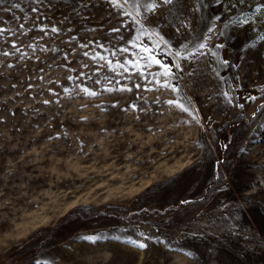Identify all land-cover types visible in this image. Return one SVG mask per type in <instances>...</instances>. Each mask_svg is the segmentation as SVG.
Masks as SVG:
<instances>
[{"label":"rangeland","instance_id":"rangeland-1","mask_svg":"<svg viewBox=\"0 0 264 264\" xmlns=\"http://www.w3.org/2000/svg\"><path fill=\"white\" fill-rule=\"evenodd\" d=\"M0 27V264H264V0H4ZM130 40L177 91L116 67Z\"/></svg>","mask_w":264,"mask_h":264},{"label":"snow or ice","instance_id":"snow-or-ice-1","mask_svg":"<svg viewBox=\"0 0 264 264\" xmlns=\"http://www.w3.org/2000/svg\"><path fill=\"white\" fill-rule=\"evenodd\" d=\"M3 2H4V0H0V4H2ZM36 2L39 3V0H36ZM108 2L110 4H112V5H115L117 0H108ZM124 2L127 3L128 0H124ZM153 2L155 3V0H153ZM161 2L163 4H171L172 0H161ZM239 2L243 3L244 0H239ZM216 3L218 5H221L223 3V0H216ZM17 6L18 5H13V7H17ZM5 10L7 11V9H5ZM256 10L260 11L259 8H257ZM32 11L33 12H37L38 9L37 8H33ZM37 19H39V17H37ZM213 19L214 20H219L220 16L217 15ZM19 27H20V29H23L24 25L21 24ZM35 27H36V29L38 31L45 32V34H47V31H48L47 26L36 24ZM6 31H9V30L0 27V38H2L4 36ZM59 31H60V29L55 27V26H53L51 28V32H53V33H58ZM113 31L114 32H119L120 29H113ZM213 31H214L213 27L211 25H209V27L206 29L205 35L203 37H200L198 39L197 43H196L197 51L200 52L203 55H208V54L216 55V49L224 47L221 44H217L213 48H209L207 52H204V49L207 47V43L206 42H210L211 36L213 34ZM128 43L130 44V47H123V48L119 49L118 51L120 53H124V54L130 55L131 59L129 60L126 57L124 63H121V62L118 61L117 65H116L117 68H121V69H124L125 71H129L130 69L136 70L137 69V63L139 61H143L145 63V66L149 67V68L152 67L153 63H154L156 66H159L160 73L158 75H154L152 80H149V76L147 74H145L144 71L138 70V74L140 75V77L143 80L146 81L145 90H147V91H151L152 90L151 88L147 87V83H155L157 86L170 87L172 89V91H174V92L178 90L176 86L168 84V78L171 75H173V73H172L173 67L179 69V65L175 64V62H173L172 64H168V63H166L164 61L163 57L166 56L168 53L164 50L163 47L157 48L155 46H151V45H148V44H142L138 40H130ZM11 46H12V48L16 49L17 52L20 51V49L17 47V45H16V43L14 41H13ZM81 47H85L86 48L87 45H81ZM100 47H103V45H100ZM132 48H135L136 51L132 52V50H131ZM0 54H2L4 56L12 55V53H10L8 51H3ZM84 55L87 56L88 53L84 52ZM112 55H116V52H113ZM97 58H99L101 60H105L106 63L108 64V66L110 68L112 67V61L108 60L103 55H98ZM65 59L67 60V55H65ZM229 63L230 62L228 60H224L223 61V65L225 67L229 66ZM65 66H67V65H65ZM9 67H12V65H9ZM84 67H87V65H84ZM233 67H238V66L237 65H233ZM83 75L84 74L81 73L80 76L77 77V79H80L81 77H83ZM160 76H163L165 78L163 84H161V81L159 79ZM41 79H42V77H41ZM71 79H72V77H69V80H71ZM96 83L99 84L100 81L97 80ZM29 87H31V85H29ZM77 87L79 88V91L82 92L85 95H90V96L98 95V93L96 91H93V90L89 89L87 87V85H83V86L77 85ZM135 87L137 89H139L141 87V85L140 84H136ZM109 90H112V91H131V88H128L126 85H124V86H121L118 89H109V88L103 89V91H109ZM64 91L65 92H69V89L65 88ZM224 96L227 98L228 103H232V98L228 95L227 92L224 93ZM247 99L255 100L256 98L255 97H248ZM44 103L47 104V103H49V101L45 100ZM167 103L169 105L176 106V102H174L172 100L167 101ZM113 106H115V105H113ZM178 106L184 112H186V113L189 112V107L184 105L183 103H180ZM129 107L134 110L136 108V105H130ZM239 107L243 108V105H239ZM262 107H264V106H262ZM125 110H127V109H125ZM254 115H255V113H254ZM141 235H143V234H141ZM82 239L89 240V241L94 243L96 240L100 239V237L85 236V237H82ZM137 246L140 247V248H144V247H146V244H144L143 242H139L137 244Z\"/></svg>","mask_w":264,"mask_h":264}]
</instances>
